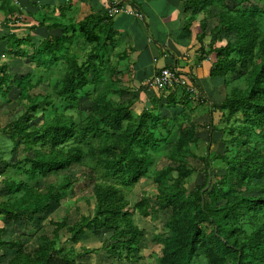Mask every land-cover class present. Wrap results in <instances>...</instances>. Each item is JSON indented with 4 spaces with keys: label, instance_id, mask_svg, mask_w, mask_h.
<instances>
[{
    "label": "trees",
    "instance_id": "obj_1",
    "mask_svg": "<svg viewBox=\"0 0 264 264\" xmlns=\"http://www.w3.org/2000/svg\"><path fill=\"white\" fill-rule=\"evenodd\" d=\"M118 6L111 9L110 15L93 14L95 22L90 23V29L94 26L95 31L85 34L84 50L78 54L67 46L64 36L59 38L60 33L67 34L56 22L50 23L47 12L41 11L34 17L45 31L40 36H48L47 47L34 49L22 57L29 61V68L37 69L32 72L42 74L41 80H50L59 70L52 68L60 66L57 54L64 55L63 67L60 66L62 76L56 78L58 80L51 87L64 104L60 110L54 108L47 101L46 93H31L35 85L27 81L26 76L14 78L20 88L17 102L23 106V112L12 137L32 143L31 156L19 160L9 157L3 167L16 169L30 180L38 176L54 178L48 183L45 180L42 187H29L24 183L12 187L21 198L17 210L30 218L40 215L48 202L58 201L59 196L65 198L69 190L78 194L76 200L67 203L70 207L74 208V202L83 199L89 214L80 215L77 225L64 227L60 217L51 219L49 228H45L48 242L40 247L51 251L58 264H90L93 260L96 252L89 253L80 247L69 250L55 247L60 244L61 235L75 236L80 232L110 234L107 240L116 246L107 244L102 250L111 264H148L143 257L136 256L139 237L145 230L134 223L132 216L154 226L164 211L160 207L166 203L173 205L166 218L170 222L152 239L160 245L162 256L149 264H197L200 258L203 262L199 264H264V153L249 148L257 141L250 118L240 134L230 120L237 117L234 110H240V115L250 113L257 117L254 105L264 106L261 89L264 87V0H185L183 10L190 11V15L182 31H188L189 36L175 40L177 32L168 29L163 32L167 30L166 34L176 44L184 47L189 44L194 54L200 55L201 66L183 71L184 67H189L188 64L178 65L179 61L173 57L178 51L170 52L165 45L166 39L155 40L150 35L154 46L160 41V47L165 48L162 57L168 54L174 62L157 68L155 76L145 78L137 88L132 85L127 68L119 67L118 60L116 65L105 64L107 54H101L103 49L112 47L118 37L112 15L139 14L144 19V27L150 29L141 10L136 12L124 4ZM174 16L177 17V13ZM212 19L218 23L207 32ZM216 30L222 36L212 43ZM232 32L234 37H230ZM50 37L54 39L50 41ZM207 39H211L212 44L204 46ZM0 48L6 55V37L0 39ZM113 54L121 59L129 56L128 51L119 55L114 51ZM181 59L188 63L192 56L185 53ZM165 71L178 81L185 77L196 95L205 93L213 79H221L225 101L215 104L209 97L204 100L195 95L192 100L190 92L176 86L170 88ZM88 75L94 82L103 79L102 97L91 96V108L83 117L79 92L87 84ZM198 81L203 88L197 92L195 82ZM251 84V92L257 100L245 97ZM145 86L161 95L150 101L151 105L155 103L161 108L158 114L152 106L145 107L140 99L139 93L145 91ZM163 88L169 90L166 97H163ZM128 92L132 96L124 101ZM109 97L115 98L110 100ZM43 105L54 108L53 117H43L41 125L30 124L39 111L45 110ZM209 105L224 107V111L216 110L222 116L221 127L212 123L211 112L215 106ZM184 107L187 112L182 110ZM225 120L230 121L229 126L222 124ZM123 122L126 125L120 131ZM213 132H220L222 140L231 143L221 154L212 145ZM91 164L96 166L93 172L99 168V174L88 192V187L71 173L74 169H89ZM194 172L201 174L202 183L189 189L187 180ZM138 187L143 189L140 201L132 203L127 193ZM148 187H153L156 194L145 191ZM184 194L185 202L181 199ZM26 206L36 209V213H31ZM125 207L127 211L131 208V212L122 217ZM74 209L80 212L78 207ZM201 225L208 229L204 230ZM199 249L206 250V254L194 262ZM26 264L48 263L29 259Z\"/></svg>",
    "mask_w": 264,
    "mask_h": 264
},
{
    "label": "rangeland",
    "instance_id": "obj_2",
    "mask_svg": "<svg viewBox=\"0 0 264 264\" xmlns=\"http://www.w3.org/2000/svg\"><path fill=\"white\" fill-rule=\"evenodd\" d=\"M184 2L185 0H168L165 5L166 6V9L164 11L165 15L162 18H160V14H159L156 3L150 2L147 5H145L144 8L146 12L152 15H156L159 18L151 19L148 22V26L150 29H148L147 32L145 31L146 28L144 27V24H143V27H137V30L135 32V39H136V43L139 49H137L138 48L137 47L136 50L131 51L129 47L125 46L124 44L125 40H122V42H117V45H115L114 47L115 52H117V50L125 49L126 51H128L129 56L125 59H121L119 56L115 57L113 54L114 52L112 53L111 51H109L110 54H108L105 57V59L103 58L105 61V64L112 63L113 65H116V61L118 60L119 67H124L129 70V74L132 77L131 83L135 88L140 86L141 82L145 81V78H148V77L153 78L155 76V72L157 68H162V66L166 63H173L174 59L171 58L168 54L166 55V57H162V55H164L166 51H165V48L160 47V44H159L161 43L160 41H158V43L155 46L152 44L153 47L146 45L142 49L140 48L144 44H147V33L152 31V34L155 40H165V39L167 40L165 41L167 50H169L170 52L178 51L179 54H177L176 56H173L174 58H176L177 61H179L178 65L180 67H183L186 64H188V67H189V68L184 67L183 71L189 72L192 67L201 66L200 62H198L200 61V55L194 54V51L192 50V48H190L189 44L186 47H184L180 43L176 44L168 36V34H166V30H164L163 32V29L171 30L170 32H174V31L177 32L178 35L175 40H180L181 38H185L189 36L188 31L186 30L181 31L182 28L183 29L186 28L185 25L183 24L185 23L186 17L190 15V11L183 10ZM175 11L177 13V17L174 16ZM125 13L131 14L130 12H125ZM27 15L29 17H32V11L28 12ZM115 19L119 21H125L127 17L124 13H120L117 16H115ZM139 19L140 21L144 20L142 17H140V15H139ZM131 20L132 18L128 19V21H131ZM215 23L216 25L218 23L217 20L215 19H212L208 22L207 32H209L214 27ZM193 26H196V25H193ZM27 33L28 35H31V36L41 35V32L38 30L27 32ZM221 36L222 34L216 30V33H214V37H213L214 40L212 43H214V41L216 40V37L221 38ZM234 36H235V33L233 32L230 33V37H234ZM171 41L173 42V44H170ZM210 42H211V39H207L206 42L204 41L203 44L204 46L205 45L209 46L210 44H212ZM148 43H152L150 41V35L148 36ZM185 53L192 56V60H190L188 63L181 59ZM118 55H119V52H118ZM62 56L64 57L63 54H57L58 64L61 67H63L61 63ZM140 57H143L144 61L148 63H146L145 65H142L141 63L143 61L141 60ZM78 58L80 59L81 57L78 55ZM156 58H160V61L157 62ZM60 66L55 65L52 67L54 69H59V70H57L54 73V75L51 77L50 80L49 79L41 80L42 74L39 72L28 73L27 71H13L9 73H4L10 78L8 83L10 84L11 88H10V91L8 92V96L11 98V102H10V106L7 107L6 104H4L3 100H0V109L4 108V109L10 110L15 105V101L17 100L20 94V88L16 86V83L13 82V80H15L14 78L16 77L26 76L28 78L27 81H29L32 85H35L34 88L31 90V93L32 94H37V93L45 94L46 93L48 95L47 101L50 102L54 108H58L60 110L64 103L60 98H58L51 91V87H53L55 84V81L58 80L56 78H59L62 76L63 71ZM120 70L124 71V69H120ZM3 72L4 71H0V79L2 77ZM195 74L196 73L192 75H195ZM86 79H87V84L84 86L83 90L79 92L80 110H81L83 117L88 114L91 108V105H92L91 96L94 94L98 97H102L101 82L103 81V79L101 80V82H94L92 81V78L89 75L86 77ZM195 84L197 86V92L199 91V89L203 88L202 83L200 81H198V83L195 82ZM222 84H223V81L221 79L219 80L213 79V81L211 82L210 88L208 90H205V93L201 94L200 97L204 100L208 99L209 97L211 98L212 102L215 104L224 102L226 98V93H225V87L222 86ZM172 87L173 86H170V88ZM144 89H145L144 92L139 93L140 99L143 101V105L148 108L152 106L154 113L158 114L157 111H160L161 108H159V105H155V103L151 105L150 101L154 97H160L161 95H159V93L155 94L154 91L151 89H148L147 86H145ZM163 91L165 92V95L163 97H166V93L169 90L166 88H163ZM1 92L2 91H0V93ZM178 95L180 96L182 94H178ZM131 96H132V93L128 92L123 97L124 101L127 99H130ZM195 96H192L191 99L194 100ZM196 97L198 98V96ZM113 98L115 97H109L110 100ZM153 105L156 106L157 109H155ZM43 108L45 110L39 111L36 114V118L31 121L32 125H41L43 123V117L46 119H51L53 117L55 113L54 108H52L49 105L47 106L43 105ZM22 110L23 108L19 107L18 111L16 112L17 115H19L22 112ZM182 110L184 112H187V109L185 107ZM211 114H212V123L218 127H221L222 126L221 125L222 116H220L219 112L213 109ZM236 116L237 118H239L240 112H237ZM18 122L20 124H23L21 120H18ZM222 124L230 125V122H227L225 120ZM222 137H223V134H221L220 132H213V135L211 138V140L214 141L212 145H214L215 151L218 154H221L225 148H228L231 146V143L228 141L222 140ZM15 144L16 146L13 151V154L15 155V158L17 160L24 159L27 156H31L29 153V148L32 146V143L26 144L23 142L22 139H17L15 141ZM195 164L197 165V162H195ZM213 164L215 166L216 162L214 161ZM95 169H96V166L91 164L89 169H84V170L74 169L71 174L73 178H79L82 181L83 185L88 187L87 191L89 192L99 174V168H97V170L93 172L92 170H95ZM11 173L14 177L20 174L18 173V171L17 172L11 171ZM90 175L93 176V178L89 177ZM21 179L22 180H18V183H25L29 187H42L44 185L45 180L47 181V183L52 182L54 180L52 176H49L47 178H40V176H38L33 180H29L28 178H25L22 176ZM187 181L189 182L188 183L189 189H194L197 185L202 183V176L200 173L194 172L188 178ZM146 190L152 191V187H148ZM60 193H63L62 189H60ZM127 195H128V199L132 203H135L136 201L138 202L140 200L142 191L138 187L136 189L129 190ZM10 196L11 198L6 204V214L7 215L0 219V229H2L0 234H1V237H4V238L10 237L12 240H28L30 242H33L34 241L33 236L36 233V230L43 225L45 228H49V221L51 219H57V218L66 216L67 217L66 223L67 225L71 226L75 222L77 223L79 222L78 216L82 214L83 215L89 214L88 207L83 203V199L77 200L73 204V207L74 208L78 207L80 209V212L75 211L74 208L67 205L68 202L70 203L71 199L76 200V197L78 196V194H76L75 192H72L71 190L67 192V195L65 198L61 199L59 196L58 201L48 202V204L44 207L40 215L32 216L31 218L28 217L27 214H22L19 210H17V207L20 203L21 198H20V194L16 191V188L14 192L12 193V195H9V197ZM181 199L183 201H186L187 200L186 194H184L181 197ZM26 207L31 210L30 211L31 213L33 214L36 213V209L29 207V206H26ZM128 212H131V208L128 209ZM19 214H22V215H19ZM170 214H171V209L170 208L166 209L164 212H162L159 215V217L157 218L158 222L154 226H149L143 222L137 221L132 216L134 223L136 225H139L141 228L145 230V234H144L145 243L142 244L141 249L136 253L137 257L144 258L145 263L149 264L153 260H156L157 258H161L160 245L153 242L152 239L154 235L161 233L163 224L166 221V218ZM11 218L12 219L17 218V220L14 221ZM109 236L110 234L108 232L103 235V237L105 238H108ZM60 248L62 250H66L67 249L66 243H63ZM29 250H33V248H30ZM8 254L10 253L8 252ZM205 254H206V250L199 249V251L196 254V257L194 258V261L196 262L202 255H205ZM0 260H2L1 257H0ZM202 262H203V258H200L197 264L202 263ZM90 264H111V262L110 261L96 262V260H93L90 262ZM119 264H129V263H119Z\"/></svg>",
    "mask_w": 264,
    "mask_h": 264
},
{
    "label": "crops",
    "instance_id": "obj_3",
    "mask_svg": "<svg viewBox=\"0 0 264 264\" xmlns=\"http://www.w3.org/2000/svg\"><path fill=\"white\" fill-rule=\"evenodd\" d=\"M167 1L168 0H0V35H2L0 39L6 37L8 40L6 55L0 48V71H4L0 79V91H2L0 93V100H3L7 107L10 106L11 98L8 96V92L10 91V84L8 81L10 78L4 73L13 71L32 72L37 70L36 68H29V61L22 56L26 55V53H32L34 49L41 47L45 49L47 47L45 46V42L48 36H36L37 38H34L35 36L31 37L26 34L27 32L35 30L41 33L45 32L37 18H34L38 16L41 11L49 14V16L46 17L49 19L50 23L54 21L62 27V30L67 35L60 33L59 38L64 36L66 44H71L74 53L78 54L84 50L83 44L86 41L85 34L95 31L94 26L90 29V23L92 22V24H94L95 22L93 14L99 12L108 14L109 6L119 7L118 5L124 4L129 8H133L136 12L141 10L146 16L145 23L148 25L151 19H158L159 17L146 12L144 8L145 5L150 2L156 3L160 18H162L165 15L164 11ZM30 11H32V17L27 15ZM118 14L120 13L112 15L118 37L113 46L108 47L107 55L110 54L109 51L113 53L117 42H122V40H125V46L129 47L131 51L136 50L138 47L135 39V32L137 27H143L144 20L140 21L139 14L124 13L127 19L125 21H119L115 19V16ZM174 14H176V11ZM129 18H132V20L128 21ZM145 31L147 32L148 29H145ZM166 33H168L167 30ZM53 39L54 37H50V41ZM146 45L153 47L152 43H148V33L147 44H144L140 48L142 49ZM137 49H139V47ZM124 51L126 50H117L119 54ZM140 58L143 61L141 63L142 65L148 63L144 61L143 57ZM13 82H15V80H13ZM19 107L23 108L16 100L15 105L10 110L4 108L0 109V219L6 216V204L11 198L9 195H12L15 190L12 187L19 184L18 180H22V176L27 178L20 171L18 173L21 175L18 174L14 177L11 171L17 172L16 169L11 170L3 167L7 160L10 159L9 157L13 159L9 151L17 140L13 139L12 131L15 130L17 119H19L23 112L22 110V112L17 115L16 112Z\"/></svg>",
    "mask_w": 264,
    "mask_h": 264
},
{
    "label": "clouds",
    "instance_id": "obj_4",
    "mask_svg": "<svg viewBox=\"0 0 264 264\" xmlns=\"http://www.w3.org/2000/svg\"><path fill=\"white\" fill-rule=\"evenodd\" d=\"M113 7L114 6H109V12H107L109 15L111 14V9ZM149 35H153L152 32H149ZM67 46L70 49H73L71 44L67 43ZM109 47H111V46H109ZM107 49H103L101 51V54H104V55H105V53L107 54ZM143 85H145V84H143ZM252 85L253 84H251L250 88L245 92V97L248 100H257L258 97L253 95V93L251 92ZM263 85H264V81H263ZM188 87L185 86V87L180 88V89H183L185 92H190L192 94V96L196 95L195 94L196 92H194L192 89H188ZM261 89L264 93V87ZM196 96H200V95H196ZM263 101H264V99H263ZM246 104L252 105V104H248V103H246ZM209 106H215V109H214L215 111L217 109L224 111L223 106H220V105H209ZM254 106H255V111H256L257 117L250 114V113H247L244 115H240L239 118L236 117L233 119H230V118L229 119L231 120L232 124L234 125V127L237 129V131L240 134V131L241 132L245 131V129L248 125L247 120H248V118H250L252 120V123L254 124V130H255L254 133L256 134L257 141L253 145H249V148L256 153H264V106L262 108H261V106H258V105H254ZM226 110H227V108H226ZM239 111L240 110H234V112H236V113ZM227 122H230V121H227ZM123 125L125 126L126 122H123ZM123 125H121L120 131L123 130V128H124ZM226 126H229V125H226ZM243 140L245 141V139H243ZM261 142H262V144H261ZM15 146H16V144L13 145L9 151V154H10V156L13 157V159L15 158V155L13 154ZM153 187H155V186H153ZM153 187H152V191H148L146 189H145V191L156 194V190L153 191ZM141 191H143V189H141ZM171 207H173L172 204L166 203L160 208L164 209V211H165L168 208L171 209ZM127 212H128L127 207H125L121 211V216L122 217L125 216L127 214ZM5 215H7V214H5ZM18 216H17V218H18ZM78 217H79L78 220H80V216H78ZM17 218L14 221H16ZM66 220H67L66 216L62 217V219H61V223L64 225V227H74L75 225L78 224L77 222H75L74 224H72L70 226V225H67ZM169 222H170V220L164 222L163 228H162L163 230L166 229L165 226H168ZM120 224H121V221H120ZM201 227L204 230L208 229V226L201 225ZM216 229L217 228H215V230ZM1 230L2 229H0V232H1ZM144 234H145V231H144ZM144 234L139 237L138 251L141 249L142 244L145 243ZM33 238H34L33 242H30L28 240H21L20 241V240H12L10 237H8V238L1 237V234H0V257L2 258V260H0V264H26L29 261V259H41V260H45L48 264H58L56 258L53 256V253L51 251H48L45 248L40 247L43 244L48 242L46 237H45L44 225L39 227L36 230V233L34 234ZM63 243H66V246H67L66 250L73 249L74 247H80L89 253L96 252L95 255L93 256V260H96V262L107 261V258L104 257L103 250H102V248L105 245L108 244V245L112 246L113 248H115V246H116L115 244H113V245L109 244L107 238L102 236V233L101 234H93V233H82V232H80V233L76 234L75 236H70L69 234L65 233V234L61 235L60 244L55 245L56 249H61L60 247ZM30 248H33V250H29ZM8 252L10 254H8ZM161 256H162V254H161ZM193 261H194V259H193Z\"/></svg>",
    "mask_w": 264,
    "mask_h": 264
},
{
    "label": "built area",
    "instance_id": "obj_5",
    "mask_svg": "<svg viewBox=\"0 0 264 264\" xmlns=\"http://www.w3.org/2000/svg\"><path fill=\"white\" fill-rule=\"evenodd\" d=\"M164 77L166 78V82L169 86H176L177 88H183L185 86L186 87L189 86L185 77L181 78L182 79L181 81H178L177 79H173L172 75L167 71L164 72ZM161 79L162 78H158V80H161ZM188 89H191V87L189 86Z\"/></svg>",
    "mask_w": 264,
    "mask_h": 264
}]
</instances>
